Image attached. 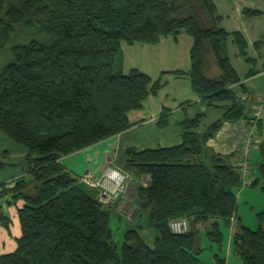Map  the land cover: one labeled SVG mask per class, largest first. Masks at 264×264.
I'll list each match as a JSON object with an SVG mask.
<instances>
[{
    "label": "trees",
    "instance_id": "16d2710c",
    "mask_svg": "<svg viewBox=\"0 0 264 264\" xmlns=\"http://www.w3.org/2000/svg\"><path fill=\"white\" fill-rule=\"evenodd\" d=\"M219 18L213 0H0V51L7 49L9 58L0 65V132L27 150L22 165L31 175L9 188L0 184L1 197L11 193L24 200L16 247L0 254V264H202L201 249L195 250L199 225L218 245L216 264H225L221 226L235 216L243 179L230 155L214 151L207 140L224 121L247 127L258 122L259 134L262 119H254L232 89L241 78L227 54V40L232 34L240 54L246 41L218 26ZM31 30L42 35L22 41ZM181 33L192 37L191 63L186 72H174L187 75L208 105L228 103L201 132L196 129L205 113L178 121L177 145L125 150V171L149 175L146 186L138 185L131 217L154 236L149 244L136 227L129 228L118 250L110 204L100 202L98 191L59 158L127 129L128 113L158 93L160 78L136 67L116 69L122 44H155ZM263 45L264 40L256 41V48ZM209 55L217 76L206 72ZM165 110L159 126L167 124ZM259 156L250 186H260L264 195V137ZM179 217L189 220L186 232L169 226ZM256 218V228L238 223L232 233L231 247L242 264H264V205ZM0 221L7 224L1 213Z\"/></svg>",
    "mask_w": 264,
    "mask_h": 264
},
{
    "label": "crops",
    "instance_id": "0c3cea01",
    "mask_svg": "<svg viewBox=\"0 0 264 264\" xmlns=\"http://www.w3.org/2000/svg\"><path fill=\"white\" fill-rule=\"evenodd\" d=\"M213 2L220 15L218 26L229 33H240L246 41L245 54H240L232 34L227 40V54L241 78V82L233 84L232 89L250 111L252 117L257 121L262 119V130L258 134L255 128L257 126L247 127L242 122L224 121L216 134L207 140V145L220 154L230 155L231 165L248 169L247 182L238 189L236 200L238 197L243 199L251 210L255 207L254 204L259 205V212L264 205L262 199L261 202H258L261 196L259 193L253 196L252 192L248 190L256 187L250 186L257 173L252 165H256L260 160L259 143L264 134V118H262L264 112V45L256 48V41L264 40V0H213ZM243 9L261 10L262 13L246 17ZM192 42L190 35L181 33L176 38L162 37L155 44L135 43L137 47H134L135 44L122 45L126 50L131 48L130 52L133 49L136 50L133 53L135 59L131 57L132 54L126 55L130 58L123 71L136 67L150 75L152 79L160 78L161 87L158 93L148 96L141 109L128 113L131 126L127 129L61 156L59 162L77 177L86 171L100 177L106 166H114L125 171V150L128 147L142 150L177 145L181 142L177 122L185 117H194L196 113H205L200 126L196 129L197 132H201L215 121L222 114L220 106L228 102H214L208 105L206 100H202L192 90L187 75L174 72L189 70ZM127 45L128 47H125ZM232 55L235 58L241 57L245 62L244 65L240 59L235 62ZM131 62L132 65H129ZM213 66L215 71L210 77L219 74L214 63ZM251 70L256 73L247 76L246 73ZM241 84L244 85L245 90H242ZM258 107L260 111L255 116L254 112ZM163 109H166L167 124L159 126V116ZM26 153L27 150L23 146L14 143L0 132V160L3 162V166L0 167V184L5 183V186L9 188L17 180H31V175L22 165V159ZM6 160L9 167H5ZM127 173L130 177L129 188L118 201L111 203L108 207H115L131 218L137 204L138 185L146 186L149 175L135 176L130 172ZM23 203L22 198H11V193L0 196V213L5 216L7 222V224H3L0 221V254L11 252L16 247V238L21 233L18 209ZM238 223H242V221L236 209L235 216L231 217L229 223V226H233V231L228 234L229 245L227 249L225 248L223 256L220 252V255L225 259V264H229L231 258L232 233L237 229ZM199 228L203 229L200 225ZM198 249L202 251L203 247L195 243V250ZM215 251H217V247ZM236 258L239 257H235L232 263L242 264Z\"/></svg>",
    "mask_w": 264,
    "mask_h": 264
},
{
    "label": "rangeland",
    "instance_id": "374dc122",
    "mask_svg": "<svg viewBox=\"0 0 264 264\" xmlns=\"http://www.w3.org/2000/svg\"><path fill=\"white\" fill-rule=\"evenodd\" d=\"M41 35H42L41 33H38L35 30L34 31L31 30V31L25 33L24 36L21 37V38H22V41H23V40L29 39L30 37H39L40 38ZM122 45H126V44L123 43ZM136 45L137 44H135L134 47H137ZM125 47H128V45L125 46ZM130 49L131 48H127V50H126L124 47H121L119 55H118V57L116 59V69L120 68L121 70H123L125 68L127 60H129V58H130V57H126V55L129 56V55L132 54L131 57L133 59H135L133 53L136 50L133 49L132 52H130ZM6 50L7 49L0 51V65L8 62V60H9V58L7 56L8 53L6 52ZM232 57L235 60V62H236V60L240 59V62L244 65L245 62L242 60L241 57L240 58H235L234 55H232ZM207 58H208V62H209V68L206 70V72H207V74L209 76H212L214 74L215 68L213 66V61H212L210 55H209V57L207 56ZM129 65H132V62ZM256 111H257V113L260 111L259 107L257 108ZM262 118H264V112L262 114ZM252 125L253 126H257L254 121H253ZM255 128L258 131V128L257 127H255ZM6 162H7V164H5V167H9V163H8L7 160H6ZM19 165H20V163H19ZM252 168L254 169L255 165H252ZM126 175H127L126 176L127 180H126L125 184H126V190H127L129 188V182L128 181H129L130 177H129V173H127V172H126ZM3 184H5V183H1V185H3ZM85 186H88V185L85 184ZM90 188L91 189H95L97 191L96 188H93V187H90ZM248 191H251L253 196L255 194L259 193L261 198H260V200L258 202H261V199H262L263 204H264V195H263V193L261 191L260 186H256L252 190L250 189ZM121 196H119V198ZM118 199H116L114 202L118 201ZM254 206L255 207H253V210H251L246 205V203H244L243 199H241L239 197L237 199V210H238V214L240 216V219L242 221V224H244L245 226H248L250 228H256L257 227L256 213L258 212L260 207L257 204L256 205L254 204ZM109 209H110V227H111V230H112V233H113V239L112 240H113V242H115L117 244L118 250L120 249V246H121V243H122V234H123V232L125 230H127L129 228H133V227H136L139 230L140 235L144 238V240L146 242H148L149 244L152 243V238H153L152 236H154V232H153V230L151 228L137 226V223H135L134 218H132V217L129 218L125 213H123L121 210L116 209L115 207H111ZM200 226L203 227V225H200ZM197 227L199 228V226H197ZM232 228H233V226H229V225L227 226L225 224H222V226H221V230H222V232L224 234L222 250H221V255L222 256L225 254V248L227 249V247L229 245V243H228V234H230L231 231H233ZM236 228H237V226H236ZM198 230H199V232H198V235H197V238H196V243L198 244V246L203 247L202 251L198 254V257L200 258L202 264H216L215 259H214V253L217 252L215 250H216V247L218 248V245L216 243H214V242H211V240H209V238H207L204 228L203 229L199 228ZM230 255H231V258H230L229 264H235V263H232V261L237 256L233 253L232 250H230ZM236 259H238V261L241 262L239 258H236Z\"/></svg>",
    "mask_w": 264,
    "mask_h": 264
},
{
    "label": "built area",
    "instance_id": "2783aa9c",
    "mask_svg": "<svg viewBox=\"0 0 264 264\" xmlns=\"http://www.w3.org/2000/svg\"><path fill=\"white\" fill-rule=\"evenodd\" d=\"M257 116V111L254 112ZM242 174L243 184L247 182L248 169L246 167H239ZM126 173L114 166H106L100 177L93 173L86 171L79 177V180L89 187L96 188L98 191V199L104 204H111L126 192ZM1 189V186H0ZM169 226L175 233L186 232L190 227L189 220L186 217H179L170 220Z\"/></svg>",
    "mask_w": 264,
    "mask_h": 264
},
{
    "label": "water",
    "instance_id": "95a60500",
    "mask_svg": "<svg viewBox=\"0 0 264 264\" xmlns=\"http://www.w3.org/2000/svg\"><path fill=\"white\" fill-rule=\"evenodd\" d=\"M3 166V162L0 160V167H2Z\"/></svg>",
    "mask_w": 264,
    "mask_h": 264
}]
</instances>
